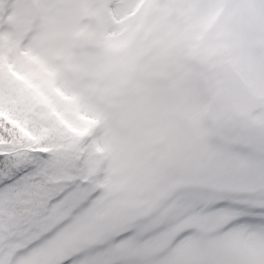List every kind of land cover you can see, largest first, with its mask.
I'll list each match as a JSON object with an SVG mask.
<instances>
[{"label": "snow or ice", "instance_id": "6c2138e0", "mask_svg": "<svg viewBox=\"0 0 264 264\" xmlns=\"http://www.w3.org/2000/svg\"><path fill=\"white\" fill-rule=\"evenodd\" d=\"M0 264H264V0H0Z\"/></svg>", "mask_w": 264, "mask_h": 264}]
</instances>
